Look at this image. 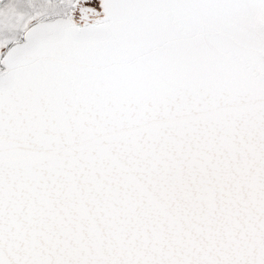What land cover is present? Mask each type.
Returning a JSON list of instances; mask_svg holds the SVG:
<instances>
[{"label":"snow or ice","instance_id":"snow-or-ice-1","mask_svg":"<svg viewBox=\"0 0 264 264\" xmlns=\"http://www.w3.org/2000/svg\"><path fill=\"white\" fill-rule=\"evenodd\" d=\"M0 264H264V0H0Z\"/></svg>","mask_w":264,"mask_h":264}]
</instances>
